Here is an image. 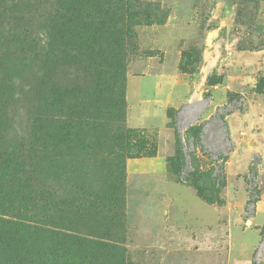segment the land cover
I'll use <instances>...</instances> for the list:
<instances>
[{"label":"rangeland","instance_id":"1","mask_svg":"<svg viewBox=\"0 0 264 264\" xmlns=\"http://www.w3.org/2000/svg\"><path fill=\"white\" fill-rule=\"evenodd\" d=\"M60 1L0 0V264L107 263L95 242L114 236L129 264H264V0H127L117 188L109 85L94 149L44 127Z\"/></svg>","mask_w":264,"mask_h":264},{"label":"trees","instance_id":"2","mask_svg":"<svg viewBox=\"0 0 264 264\" xmlns=\"http://www.w3.org/2000/svg\"><path fill=\"white\" fill-rule=\"evenodd\" d=\"M58 10L62 21L49 31L47 45L50 49L58 45L60 55L43 72L41 101L44 127L51 135L72 136L76 147L94 149L99 145L96 138L97 109L106 102L103 92L109 85L107 90L112 99V108L105 117L104 129L110 139V147L117 151L118 174L113 175L117 188V179L125 177L121 155L128 132L123 82L124 65L128 60L125 40V22H129L127 0H61ZM221 120L225 124L224 119ZM172 124L181 146L184 171L186 154L181 144L178 116L172 120ZM202 129L203 126L199 127L192 137V141H198L201 149L204 148ZM53 149V145H50V150ZM192 175L193 172L190 173ZM109 195L115 196L112 192ZM202 197L208 201L204 193ZM106 198L105 192L100 195V199ZM47 232L44 239L49 244L53 243L55 233ZM111 241L117 244L95 242L99 254L107 255V263L92 257L89 249L85 252L75 250L68 264H129L126 249L120 244L121 237L114 236ZM84 242L93 243L88 239H84Z\"/></svg>","mask_w":264,"mask_h":264},{"label":"crops","instance_id":"3","mask_svg":"<svg viewBox=\"0 0 264 264\" xmlns=\"http://www.w3.org/2000/svg\"><path fill=\"white\" fill-rule=\"evenodd\" d=\"M176 197V196H175Z\"/></svg>","mask_w":264,"mask_h":264}]
</instances>
